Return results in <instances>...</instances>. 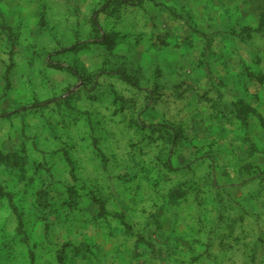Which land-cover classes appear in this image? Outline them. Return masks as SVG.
<instances>
[{"label": "rangeland", "instance_id": "obj_1", "mask_svg": "<svg viewBox=\"0 0 264 264\" xmlns=\"http://www.w3.org/2000/svg\"><path fill=\"white\" fill-rule=\"evenodd\" d=\"M19 1L0 25V153L13 158L0 215L21 212L33 264L84 259L52 258L54 239L113 252L131 202L146 186L161 201L193 163L179 154L203 152L192 137L209 108H240L242 127L219 135L264 173V0ZM253 109L261 123L245 126Z\"/></svg>", "mask_w": 264, "mask_h": 264}, {"label": "crops", "instance_id": "obj_2", "mask_svg": "<svg viewBox=\"0 0 264 264\" xmlns=\"http://www.w3.org/2000/svg\"><path fill=\"white\" fill-rule=\"evenodd\" d=\"M10 2L0 0V25L10 10L14 16L19 12L20 1ZM1 42L0 37V47ZM232 98L237 100L234 94ZM241 113L233 105L209 108L199 117L192 139L203 152L179 154L193 163L181 166L184 173L177 181L160 185L161 201H153L155 190L146 186L144 196L131 202L129 212L123 211L125 217H118L119 231L112 238L118 246L113 252L104 250L100 240L89 250L68 238L54 239L49 248L52 258L81 252L84 259L77 264H92L94 255L97 264L112 256L114 264H264V173L255 167L262 157L247 159L237 152L240 138L219 135L220 129H240L245 119ZM251 123H261V117L251 112L244 125ZM210 145L212 151L206 152ZM18 213L0 215V264L35 261L37 254ZM13 216L17 225H12ZM127 224L134 228L123 229Z\"/></svg>", "mask_w": 264, "mask_h": 264}, {"label": "trees", "instance_id": "obj_3", "mask_svg": "<svg viewBox=\"0 0 264 264\" xmlns=\"http://www.w3.org/2000/svg\"><path fill=\"white\" fill-rule=\"evenodd\" d=\"M251 112H255V110L253 109V110H251ZM18 157H20V156H18ZM12 159L13 158H11V156H9L8 154L0 153V164H8L9 162H12L11 161ZM4 196L5 197H8L9 194L2 188V186H0V197H4ZM11 205H12L11 207L14 209L15 212H17V215H18L19 214L18 213V209L16 208V206H14V204L12 203V201H11ZM19 222H20V220H19Z\"/></svg>", "mask_w": 264, "mask_h": 264}]
</instances>
